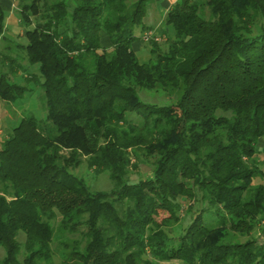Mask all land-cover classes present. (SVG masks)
Returning a JSON list of instances; mask_svg holds the SVG:
<instances>
[{
    "label": "trees",
    "instance_id": "1",
    "mask_svg": "<svg viewBox=\"0 0 264 264\" xmlns=\"http://www.w3.org/2000/svg\"><path fill=\"white\" fill-rule=\"evenodd\" d=\"M27 1L18 48L46 118L0 146V264L49 262L57 243L80 264H264V0H177L159 28L150 0ZM148 31L165 39L142 63ZM25 93L0 75V98ZM83 162L114 188L93 192Z\"/></svg>",
    "mask_w": 264,
    "mask_h": 264
},
{
    "label": "rangeland",
    "instance_id": "2",
    "mask_svg": "<svg viewBox=\"0 0 264 264\" xmlns=\"http://www.w3.org/2000/svg\"><path fill=\"white\" fill-rule=\"evenodd\" d=\"M32 0H28L26 3H30ZM155 1L150 0L147 5V11L149 12L153 8ZM21 7H19L18 0H0V75L4 76L11 81L19 84L21 87L26 89L25 95L18 97L15 101H5L0 98V146L1 143L10 135L13 127L19 125L21 120L26 117H34L37 120H43L46 118L45 102L43 98V91L40 85L37 84L36 79L34 81L28 82L25 78L28 76L40 77L38 72V65L29 64L26 59V54L22 49L18 48V45L26 44L25 31L27 25L21 20V15L19 14ZM1 11L3 14H1ZM2 16V20H1ZM33 23L37 21L36 17H31ZM135 34L137 37L142 35V28H136ZM141 40V39H140ZM144 44V51L142 55L145 54V62H149L152 53L150 45L141 40ZM11 59H14V64L11 63ZM142 60V59H141ZM12 65H14L12 67ZM162 96L160 93L153 91L148 92L146 90L139 89L138 95L140 98L145 100L146 96L152 97L153 95ZM159 101V98H156ZM168 104V101H161ZM259 153L257 159L264 163V140L259 142ZM148 163L145 158L141 156L140 171H149ZM77 177L82 178L86 181L88 186L93 192H109L114 188L113 181L108 172H102L100 174L94 173V170L89 169L86 162H83L80 167L72 171ZM138 175H132L133 180H137ZM258 183V181H255ZM167 213H161L159 220L161 221L166 217ZM19 242L24 241V235L22 234L19 238ZM257 239L259 242L264 241V236L257 234ZM54 250L56 254L51 261H41L40 264H80L73 258L70 254V250H64L59 243ZM23 255V254H22ZM5 257V250L0 246V260Z\"/></svg>",
    "mask_w": 264,
    "mask_h": 264
},
{
    "label": "crops",
    "instance_id": "3",
    "mask_svg": "<svg viewBox=\"0 0 264 264\" xmlns=\"http://www.w3.org/2000/svg\"><path fill=\"white\" fill-rule=\"evenodd\" d=\"M153 1H155V4H153V8L149 11V15L145 19V25L149 28H153V27L159 28V27H162L164 24V17H165L167 10L177 0H153ZM102 43L104 46L108 44V40L104 36L102 37ZM143 44L144 43L141 40H138V41L133 43V49L136 52L139 60L142 63H146L145 62L146 56H145V54L142 55V53L144 51V49H143L144 45Z\"/></svg>",
    "mask_w": 264,
    "mask_h": 264
},
{
    "label": "built area",
    "instance_id": "4",
    "mask_svg": "<svg viewBox=\"0 0 264 264\" xmlns=\"http://www.w3.org/2000/svg\"><path fill=\"white\" fill-rule=\"evenodd\" d=\"M142 38L145 42H149L150 40H154L155 42H162L165 39V37H162L158 33L153 31L146 32Z\"/></svg>",
    "mask_w": 264,
    "mask_h": 264
}]
</instances>
